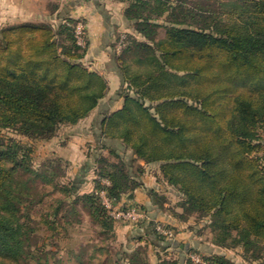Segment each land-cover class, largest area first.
Here are the masks:
<instances>
[{
  "label": "trees",
  "instance_id": "obj_1",
  "mask_svg": "<svg viewBox=\"0 0 264 264\" xmlns=\"http://www.w3.org/2000/svg\"><path fill=\"white\" fill-rule=\"evenodd\" d=\"M122 1L129 3L125 15L142 38L126 34L116 56L126 83L124 104L105 117L102 136L131 149L136 168L117 148L104 145L95 190L105 189L131 206L125 196L142 185L145 172L139 160L159 163L160 177L184 196L178 204L183 211L175 210V216L207 217L214 244L242 246L249 258L264 264V0H231L242 18L233 24L226 23L223 11L199 5V12L208 14L200 26L185 18L193 10L184 0ZM79 22L64 17L57 24L0 27V264H51L47 254L42 261L33 251L32 217L23 213L46 194L30 199L40 191L37 180L55 186L72 204L82 201L102 232L118 222L95 190L78 193L81 177L70 184L56 179L60 157L35 167L32 146L2 132L50 140L63 125L88 117L106 96L105 76L85 65L88 41L84 34L85 43L78 42ZM130 61L144 68L132 69ZM64 200L58 197L54 221ZM111 249L99 242L88 259L84 249L76 258L79 264H124L128 256L129 264H151L142 247L130 254ZM203 258L238 264L224 255Z\"/></svg>",
  "mask_w": 264,
  "mask_h": 264
},
{
  "label": "rangeland",
  "instance_id": "obj_2",
  "mask_svg": "<svg viewBox=\"0 0 264 264\" xmlns=\"http://www.w3.org/2000/svg\"><path fill=\"white\" fill-rule=\"evenodd\" d=\"M172 1L176 2L177 0ZM184 1H187V7L193 10L191 11L192 14H189L190 16L185 18L188 21L197 23L194 24L196 26L203 25L206 22L205 19L208 15L199 12V5L205 6L206 8L211 7L213 10H217L220 13L223 11L221 14L228 24L240 22L242 19L237 12V4L233 3L231 0ZM1 13L0 19L2 21L0 20V27L14 23V9L11 10V8H9L6 10V12ZM68 17L79 19L80 22L84 23L83 19L81 18L74 16ZM60 21L61 19H56L52 23L57 24ZM162 22L164 21L162 20ZM132 29L130 28V30L135 32L133 26ZM160 31L163 35L164 28H161ZM123 33L128 34L129 32L121 31L119 37ZM129 35H132V33H129ZM118 39L116 41V45L118 43ZM119 53L120 51H117L116 56H119ZM91 59V56L85 57V65L94 67V64L89 62ZM116 63L118 65V61H116ZM130 64L133 67L132 69L144 68L133 61H130ZM147 66L149 65H145V67ZM117 75H119V78L122 79L121 82L125 83L123 71L120 68L117 71ZM98 122V119H92L85 121L82 120L77 124L63 125L59 129L58 134L50 140L30 139L14 130L2 129V132L6 135V137H13L20 140L25 145L32 146L33 151L31 154V161L35 167L40 165L48 158L60 157V167H55V172L58 173L56 179L61 183L63 182L70 184L74 179H77V177H81L83 181L80 184L78 193H85L95 190L96 178L99 173L98 135H94L96 128L94 125H96ZM261 134L264 141V130H261ZM123 157L132 164L131 169L135 170L134 168H136V164L132 160L133 154L125 153ZM82 168H87V170L81 172V176H78L80 175ZM159 179L160 183L157 182V184H153V187L158 189V191L157 193H153L151 196L155 202L156 209L161 211L165 221H154L153 225L156 232V226L158 224H164L177 232V228L173 227L172 223L174 221H176V223L186 222L183 224V228L192 231L197 235L195 242L193 244L191 243L190 247H188L187 254L190 252V249H195L202 256L204 255L206 257L224 255L238 264H260L259 260L249 258L247 252L242 246L231 247L218 246L216 244L213 246V236L210 228L208 227L207 217L197 216V213L194 212L191 213L192 215L189 216L186 221H183L180 217L175 216V210L179 211L180 213L183 211V208L178 204L183 201L184 196L177 188L169 184L164 178L160 177ZM36 185L40 191H33L30 199H33V197L38 199L43 196V194H46L42 201L38 202L35 200V203L31 204L32 207L30 206L25 210L23 209V213L32 217V220L29 221L30 227L32 228L31 246L33 251L37 253V257H40L42 261L44 255L47 254L51 264H57L58 261H60L59 264H79L76 256L84 249V257L85 259H88L92 253L93 245L99 242L111 244L113 247V249H111L113 253L116 249H122L119 244L122 236L121 234L117 233L116 228V226L121 223L120 221L114 223V228H112V230L106 231L104 233L102 232L104 227H102L99 221L95 220L93 214L91 213V209L82 201L72 204L71 198H67V196L59 192L55 186L45 185V183H43L41 180H37ZM151 186L152 185L149 184V187ZM58 197L66 198V200H64V203L61 206L58 218L56 221H54L52 218V213L54 212L55 207L58 206ZM27 204H30V201L28 203L26 202V205ZM175 231L174 235H176ZM157 237L160 241L166 240V237H159V234H157ZM170 237L173 236H169L168 238ZM183 240L184 239H181V241ZM162 257L163 263L168 262L171 264L173 262L171 258L168 259L166 256ZM184 259L185 260H183V262H186L185 264H190L186 256ZM32 263L34 264L35 261L32 260L31 264Z\"/></svg>",
  "mask_w": 264,
  "mask_h": 264
},
{
  "label": "crops",
  "instance_id": "obj_3",
  "mask_svg": "<svg viewBox=\"0 0 264 264\" xmlns=\"http://www.w3.org/2000/svg\"><path fill=\"white\" fill-rule=\"evenodd\" d=\"M128 4L127 1L122 0H0V13L6 12L9 8L14 9V23L53 22L68 16L83 19L85 37L88 41L86 57L91 56L92 59L89 62L94 64L91 69L103 74L109 85L106 96L100 100L94 111L83 119V121L92 119L99 121L94 125L96 127L94 135L99 137V156L103 153L107 154L104 145L117 148L122 155L132 153V150L126 148L120 141L102 136V123L105 117L124 104L121 89L126 83L121 82L122 79L117 75L119 67L115 58L116 41L121 31H127L142 38L140 34L132 31V21L125 15ZM139 163L145 167V172L139 178L142 185L127 194L125 200L131 204L141 205L146 210L147 219L139 225L119 223L116 226L117 233L122 236L120 247L129 254L138 247L144 248L151 264H161L162 256L177 261V264H185L183 260L185 256H188L187 249L191 243L195 242L197 235L183 228L186 222L174 221L172 226L177 228V232L174 230L176 235L173 234V237L166 238L165 241L158 239L153 223L158 220L163 221L164 217L161 211L156 209L151 195L158 191L153 186L157 182L160 183L159 163L147 164L143 160H139ZM149 184L152 186L149 187ZM181 239L184 240L181 241ZM212 245L215 246L214 243ZM123 262L129 264V257H125Z\"/></svg>",
  "mask_w": 264,
  "mask_h": 264
},
{
  "label": "built area",
  "instance_id": "obj_4",
  "mask_svg": "<svg viewBox=\"0 0 264 264\" xmlns=\"http://www.w3.org/2000/svg\"><path fill=\"white\" fill-rule=\"evenodd\" d=\"M84 30V23L79 22L76 26V36L80 44H84ZM125 43L126 33H123L117 43V51H121L125 46ZM102 182L106 185L110 183V181L106 178H102ZM95 193L99 197L100 202L105 206L109 214L115 220L125 222L126 224L135 225L147 219V213L144 209L135 205L127 206L124 205L123 202L115 201L108 195L105 189H96ZM156 228L159 234H161L163 237L168 238L174 234V230L164 224H158ZM188 256L198 264H214L205 260L203 256L197 251H190Z\"/></svg>",
  "mask_w": 264,
  "mask_h": 264
}]
</instances>
